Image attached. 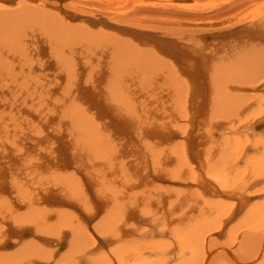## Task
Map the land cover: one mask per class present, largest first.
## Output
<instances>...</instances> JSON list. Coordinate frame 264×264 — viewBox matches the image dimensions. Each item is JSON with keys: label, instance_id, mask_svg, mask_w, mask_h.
<instances>
[{"label": "bare ground", "instance_id": "1", "mask_svg": "<svg viewBox=\"0 0 264 264\" xmlns=\"http://www.w3.org/2000/svg\"><path fill=\"white\" fill-rule=\"evenodd\" d=\"M17 1L0 0V264H132L147 233L182 237L171 226L186 227L190 217L185 229L198 225L194 235L203 236L199 222L219 205L210 200L203 211L204 200L221 172L235 175L234 189L264 183L259 147L250 183L247 168L233 172L250 162L246 148L241 161L230 154L234 138L247 145L240 135L261 127L250 114L264 102V10L245 27L195 40L190 31L164 35L145 25L96 27L47 0L7 7ZM194 192L206 193L201 203ZM246 193L244 207L253 199ZM190 235L181 242L196 241ZM223 248L234 264L244 261ZM259 249L258 261L264 239Z\"/></svg>", "mask_w": 264, "mask_h": 264}, {"label": "rangeland", "instance_id": "2", "mask_svg": "<svg viewBox=\"0 0 264 264\" xmlns=\"http://www.w3.org/2000/svg\"><path fill=\"white\" fill-rule=\"evenodd\" d=\"M18 1L13 3V4L7 5V7L8 8H15L19 5L18 3H21L23 0L22 1L20 0V2H18ZM47 1L54 2L57 4L59 3V5L64 6V8H65L64 12L65 13L69 12L72 15L82 17L83 20L80 22H83V23H86V22H84V19H88L89 21H87V23L92 22V24L96 25V27H103L101 24H105V23H107L109 25H114V26H124L125 25V27L128 24L127 25L128 28L130 27L131 29L134 28L135 30L137 29L139 31H142V30H144L143 27L145 25L146 31L147 30L150 31L153 29L152 32H155L158 34H164V35L165 34H171L172 32L178 33L181 30H182V32L187 31V33H189V31H190L191 34L189 33V35L191 36L194 34V36H196V37L193 39H195V40L198 39L197 37H200V35H198L199 33L201 34L204 32L205 34H201V35L210 36V39L212 40L213 39L212 37L215 36L214 33L219 34V32L221 33V31L223 30L224 31L223 33L225 34L228 31H232V29L235 30L236 28L239 29L241 27H245L248 24H250L248 21L252 22V21L256 20V19L251 20L250 16H252L254 14L253 16L258 17L257 14L255 13V10H257L258 7H259L258 10H260V9L264 10V6H263L264 0H146L147 4H146L145 0L144 1L142 0L144 5H138L137 2L135 3V2H132L129 0H122V1L121 0L120 1H118V0L117 1L116 0H65L66 2L62 3V4L58 1H55V0H47ZM124 1H126V3H127V1H129V2H128V4H124ZM262 6H263V8H262ZM66 11H68V12H66ZM252 12H254V13L252 14ZM134 20H136V21H134ZM99 21H101V23H99ZM134 22L136 24H134ZM137 22H139L138 26H137ZM246 22H248V24ZM142 23H143V25H142ZM243 23H246L247 25L246 24L244 25ZM139 27L140 28L142 27L143 29L141 28V30H140ZM110 31L113 32L112 30H110ZM206 32H208V33H206ZM208 34H210V35H208ZM219 35H221V34H219ZM216 36H218V35H216ZM262 81H264V79ZM263 106H264V102H263V104H261L259 106L261 108L260 110H262V112H259V113H262L263 115L256 113L257 112L256 110H259V107H258V109L257 108L254 109L255 112L253 110L250 111L251 113L254 112L255 115L252 116V114H250V112H249L250 117L252 119L255 117V119L252 123L255 122L257 124V120H258V124L259 123L261 124V127L259 128V130L256 129V131L258 130L257 132H254V130H250L252 132L251 135H250V133H251L250 131H249L250 133L248 132L249 135L247 132L242 134L243 137H241V135H240V140L243 139L242 142L245 141L244 142L245 144L248 145L250 143V146L253 144L256 145V146H251L252 148H254V150H252L254 153H252L251 148L247 149L249 147V145H248V147H246L247 145H244L242 143H241L242 145H240V141H239V139H237L239 136L236 139L234 138L235 135L233 136L234 141L232 142V147L235 144H237L239 146V148H238V146L236 147V145H235L233 147L236 149V151L234 153L232 150V147H231V150H230V154L232 156L231 159L232 160L236 159V161L237 160L241 161L243 158L242 155H244L245 152H246V155H245L246 161H248V159H250V162L248 161L249 163H248L247 167L244 165L243 166L244 168H243L242 167L243 163H242L238 167V169H237V166H235L236 170L233 171L235 174L238 173V174L242 175L243 174L242 170H245L247 168V171H246V173H247L246 178L247 179L246 180H248V181H246V183H248V182L250 183V180H253L252 178L249 177V175H250L249 173H251L250 172L251 170H248L249 168L253 167V165L250 164V163L254 164L253 159H252L253 155H255V156L257 154L260 155L261 153L262 154L260 156L264 155V150H263V152L261 150L264 148V145H263L264 144V135L263 134L260 135L261 132H264V131H262L264 129V124H263L264 123V117H263L264 116V107ZM250 117H249V119H250ZM256 118H258V119L256 120ZM252 119H250V120H252ZM253 133H254V135H253ZM257 135H258V137H257ZM260 136H262L263 138H260V140H259ZM225 138H226V136H225ZM257 141H258V143H257ZM259 143H261V145ZM257 147L260 148L259 151H257L258 150ZM243 148H246L245 149L246 151L245 152L242 151L243 152L242 153V152H240V150H243ZM256 148H257V150H256ZM237 150H239V152ZM250 151H251V153H250ZM231 152H233V154ZM238 153H241V154L237 155ZM259 157L257 158L258 162L260 160ZM251 159H252V162H251ZM255 159H256V157H255ZM263 159L264 158H261L260 161L262 162ZM257 160H254V161H257ZM246 164H247V162H246ZM261 164L260 165L262 167V170L264 171V162H262ZM227 173L228 172H226V173L221 172V174L217 177L218 179L221 178V180H222L221 183H223V184H220V185L218 184V183H220L219 182L220 179L218 180L217 178H214V177L212 179V182H211V185H212L211 188L212 189H211L210 193L213 195L209 196L212 198H209V197L208 198L206 197L207 199L205 198L204 201L206 203L204 202L205 204L203 205V211H204V209H206V210L209 209L210 200H212L211 202H213V203L218 202L219 205L217 204L218 205L217 209L219 211H217V209H214L212 207L213 211H216V212H213V211L207 212V216L209 218L205 217L204 219H202L203 220L202 223L199 222L200 224H199L198 229L201 230V232L202 231L205 232V233L203 232V236L199 230H198V233L200 232L201 234L196 233V236L194 235L195 232H197L196 229H197L198 225L196 226V228L193 227L194 228V229L192 228L193 230L190 229L191 231L185 229L186 227L188 228L192 225V220L193 221L196 220V219L194 220V218H190V217H188L189 219L186 218V219H188L185 222L186 227H183L180 224H179V226H181V227L178 226V227L173 228V226H171L172 230L174 229L173 230L174 232H175V230L178 231L180 229V231H178L176 234L179 233V235H180L181 232L182 233L184 232V235L182 237L185 239H186V234H187V236H189V234H191L190 235L191 237L193 235L195 237H197L199 235V237H197V238L193 237L194 240L197 241V243H196V241H193L191 237H190L191 241H189L190 240L189 239L188 241L186 240L187 243H185V240H184V242H181V240H183V238L181 237L182 234L180 235L181 238L179 236L176 238V236H174V233H173V235L172 234L169 235V233H167L165 235V233H163L161 235H157L154 237V236H152L153 234H151L152 232H150V230H153L154 227L153 228H147V226H145L147 231H148V229H150L148 231V232H150V234L147 233L146 236H142V237L138 238L139 240L142 241L141 243L143 244V246H142L143 248L139 250L140 252L138 251L139 252L138 255L140 254V257L138 256V257H136V259H139V260H136L137 262L132 263V264H136V263L137 264H192V262L195 264H202L203 258L205 260V257L208 256L211 251H212L213 255L207 261L208 262L207 264H234V261H232L230 259L228 254H226L225 251L220 249L221 247H224L223 249L227 248L228 252H230L232 255L235 254V255H233V257L237 261H239V263H240V262H242V260H244L241 257H242L243 252H244L243 248H245V243H246V241H249L252 237L253 238L256 237L255 239L252 238L253 241L251 240L255 246L254 251L252 254H249L250 256L247 255L248 256L247 260H244L243 261L244 263L242 262L241 264H264V250H263L262 258H260V253H258L259 256L257 255V257L259 258V261L257 259H255V255L257 254L258 251H260L259 248L261 247L262 241L264 239V215H263V217L260 216L262 218V220L259 219L260 218L259 216L257 218V214L259 215L260 214L259 212L262 211L261 208L262 207L264 208V203H263V200H264V183L262 182L263 184H258V182H256L257 183L256 186H255V184H252V188H251V186L249 188L241 187L240 186L241 184L237 183L239 186L237 185L236 187L239 190L237 188L234 189L232 185H235V183H234L235 177H233L235 175L233 173L230 174V172H229V174H227ZM209 174H210V176L212 175L211 173H209ZM209 174L206 175L207 180L210 177ZM227 176H229V177L231 176V180L233 182L226 181V180H229V178ZM263 178L264 177L260 178L259 181H263ZM214 179L216 181H218L217 184H216V181ZM225 181L227 182L228 186L226 185ZM228 183H230V184L232 183V184L230 185ZM218 185H219V187H217ZM231 186H232V188H231L232 190H230ZM224 187H226L227 190H225ZM217 188H218V190H217ZM214 190L220 194L219 195L215 194L216 192L214 193ZM235 191H236V193H235ZM239 191H240V193H237ZM242 191L244 192V194L246 192H249L248 194L250 196L248 195V197H246L245 196L247 194L246 193L244 195L245 198H247V199L253 198L251 201L248 202V203H250L249 205H248V203L245 205V207L242 205L243 208L241 206V202L244 201ZM255 191L257 193H255ZM231 192H233V193H231ZM196 193H198V194H196ZM199 193H200V195H199ZM227 193H231V194H227ZM250 193H252V194H250ZM260 193H262V194H260ZM193 194L201 197L200 198V203H201L202 202L201 200L203 199L202 197H204V194H206V193L205 192H194ZM222 194H225V196H221ZM232 194H233V196H235V198L233 196H231ZM228 195L231 198H233L234 200H231V198H229ZM255 195H258V196H255ZM239 196H241V197H239ZM236 197H238V198H236ZM254 197L256 198L255 200H254ZM257 198H258V200H257ZM208 199H209V201H208ZM236 200H237L239 205L237 204ZM248 200H250V199H248ZM252 201H254L253 204H252ZM261 202L263 203V206L261 205ZM222 203H224V205ZM225 204H227V205L225 206ZM228 204H230L231 206ZM232 204L233 205L235 204L234 206L236 208H238V210ZM257 204L259 206L261 205V207L256 206ZM220 206L222 209L220 208ZM237 206H239V207H237ZM254 206L256 207L257 211L259 210V212L256 214H254L255 212H257V211H254L255 210ZM226 207H229V209L230 210L232 209V210L230 211V210H228V208L226 209ZM210 208H211V206H210ZM249 208H252L251 211L249 210ZM233 210H236L237 212L233 211ZM248 210H249V212H248ZM222 211H224V212H222ZM238 211H240V212H238ZM234 212H235V215H234ZM243 212H244V214L246 212V214H245L246 217L244 216V214L242 215ZM263 212H261V215ZM216 213H217V215L219 214L220 216L216 217ZM223 213H225V214L227 213V214L223 215ZM252 213L254 215H256V218H253L254 216L251 215ZM213 214L215 216H213ZM249 214L251 215V217H249L250 216ZM168 215L169 214H167V216ZM200 215L198 217H200ZM221 216H223L222 218L224 220L222 218L220 219ZM231 216H232V218H230ZM237 216H239V217L237 218ZM206 218H207V221H205ZM249 218L251 219V222L249 221L250 220ZM166 219H170V217L168 216ZM217 219L220 220L219 221L220 225L217 223V221H218ZM228 219L229 220L233 219V220L229 221ZM258 219L261 220L262 222L259 223ZM170 220L171 221L167 220L169 222V223L167 222L168 225L172 222L173 223L175 222V224H176L175 220H172V219H170ZM160 221L159 222L163 224L162 221H165V219H160ZM209 221L212 223L207 224ZM224 221H226V222H224ZM216 223H217V225H216ZM158 224H156L158 226V227L156 226L157 231L161 229V228H159V226L160 225L162 226V224H160V225H158ZM251 224L253 227L251 226ZM203 225H204V227H203ZM208 225H209V228H208ZM149 226H150V224H149ZM164 227H168V226H164ZM171 228L169 230H171ZM184 229L186 231H189V232H186ZM171 231H170V233H172ZM192 232H194V233H192ZM249 232H251V233H249ZM161 236H162V238H161ZM257 236H259V237H257ZM187 239H188V237H187ZM243 240H244V242H243ZM256 240H258V241H256ZM146 242H147V244L145 246L144 244ZM148 242H149L150 247L148 246ZM138 243H140V241ZM141 243H140V245H142ZM180 243H182V244H180ZM191 245L192 246L194 245V247H192ZM145 247H147L148 250H146ZM109 248H112V247H108L107 250ZM64 249L62 251H64ZM143 250L144 251L146 250V251L144 252ZM109 251H110V249H109ZM108 253H105V255L109 258L110 254H108ZM245 254H246V250H245ZM202 255H203V257H202ZM193 257L195 258V261H194ZM196 258H198V261H196L197 260ZM199 260H200V263H199ZM112 264H119V261H117V259L116 260L113 259Z\"/></svg>", "mask_w": 264, "mask_h": 264}]
</instances>
